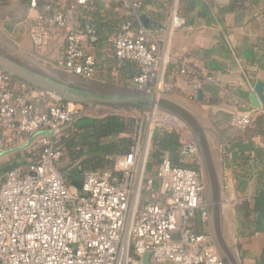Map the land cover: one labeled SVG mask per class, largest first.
<instances>
[{"label": "built area", "instance_id": "1", "mask_svg": "<svg viewBox=\"0 0 264 264\" xmlns=\"http://www.w3.org/2000/svg\"><path fill=\"white\" fill-rule=\"evenodd\" d=\"M31 8L38 0H29ZM93 0H75L70 14L64 6L44 5L50 22L66 32L65 70L91 80L97 60L85 42L99 41L97 30L77 19L80 6ZM125 12L113 46L120 61L138 64L132 79L141 93L165 96L171 88L159 74L161 49L158 34L141 20L148 2L116 0ZM178 1V0H177ZM230 1V0H208ZM170 30H181L186 20L178 2L171 9ZM40 45V34L33 35ZM190 100L205 86L217 83L215 73L190 74ZM264 114V108L259 110ZM79 110L71 103L43 91L13 88V77L0 69V153L10 135L29 138L39 160L28 168L8 171L0 187V264H226L207 231L210 222L203 175L194 169L174 166L163 158L156 176L147 171L157 128L185 131L184 124L158 109L138 113L129 152L114 159V170L87 176L80 190L67 185L59 165L63 152L57 147L61 131ZM252 116L235 115L231 123L247 128ZM184 156L199 155L195 141L184 145Z\"/></svg>", "mask_w": 264, "mask_h": 264}, {"label": "crops", "instance_id": "2", "mask_svg": "<svg viewBox=\"0 0 264 264\" xmlns=\"http://www.w3.org/2000/svg\"><path fill=\"white\" fill-rule=\"evenodd\" d=\"M67 2L38 0V7L31 8L29 0H0V58L21 70L76 89L83 90L72 82L84 80L111 83L112 94L139 93L132 83L135 75H131L126 64H121L114 55L115 32L118 22L125 17L121 4L116 0L96 1L97 17L104 20L107 28L100 30V40L95 45L85 42L86 51L98 61L95 78L86 80L65 70L66 32L50 22V14H45L43 6L50 4L57 10ZM177 2L183 17L181 9L184 4L181 0L149 2L142 10V16L149 21L147 28L159 37V74L163 76L164 84L171 88V92L165 96L187 108L205 130L223 186L222 227L225 242L234 251L240 264H256L264 250V233L252 230L240 219L237 206L255 196L260 183L256 173L258 170L264 171V137L255 136L248 141L261 153V158L249 161L246 165L231 159L224 160L223 147L230 140L245 139V129L232 125L233 116L250 114L253 119L255 113L264 108L263 105L261 109H256L251 102V94L258 82L264 84V0H244L235 11L226 14L215 8L210 20L195 10L187 15L186 24L181 30L171 31L169 14ZM228 2L216 1V4L227 5ZM66 13L70 14L69 11ZM34 34L41 35L40 45L33 43ZM182 69L188 70L190 74L213 71L217 83L202 89L201 100H190L189 81L181 74ZM12 77L13 88L17 92L22 91L24 86L40 91L21 77ZM211 99L217 103L210 105ZM126 110L139 113L134 108ZM28 141L24 137L10 135L8 146L11 148L0 153V163L17 161L18 149L26 147ZM182 156L186 160L187 156ZM243 170L253 172L254 176L247 190L239 192L236 178ZM5 176L6 173L0 174V187ZM208 228L209 224L198 230L208 231Z\"/></svg>", "mask_w": 264, "mask_h": 264}, {"label": "trees", "instance_id": "3", "mask_svg": "<svg viewBox=\"0 0 264 264\" xmlns=\"http://www.w3.org/2000/svg\"><path fill=\"white\" fill-rule=\"evenodd\" d=\"M96 1L97 0H93L80 6L77 19L82 25L85 23L91 24L97 30L100 40V30H103L104 27L107 28V26H105L106 23L102 18L98 19L97 17L98 9ZM74 2L75 0H68L67 3L62 4L60 7L64 6L65 12L69 11L70 6ZM181 2L184 4L181 10L185 19L190 12L199 10L200 13L210 20L212 19L213 10L215 8H217L220 13L226 14L235 11L234 9L242 4L244 0H230L227 5L216 4V1L208 0H181ZM142 13L143 11L141 15ZM45 14L48 15L49 13ZM125 20L126 17H124L121 22H118L115 38ZM120 63L123 65L126 64V69L131 70L129 72L131 75H135V77L141 72L138 64L134 62L122 61ZM108 84L112 85L111 83ZM196 100L197 98L193 99V101ZM64 103L67 104L68 102L64 101ZM215 103H217L215 99L209 101L210 105ZM81 106L88 109L91 105L83 104ZM114 112L115 111H109L101 115H94L79 110L73 122L68 124L61 131L57 141V147L63 152L59 169L67 185L80 190L88 175L101 174L108 170H114V159L119 156H124L129 152L133 144L132 134L138 113L135 115L130 111ZM255 114L256 116L252 119L251 124L245 128V139L244 137L236 138L230 140L227 145L224 144V160L230 161L231 159L238 164L240 162L246 165L249 161H256L261 158V153L255 149L253 143H248V141L255 136L264 137V114L261 112ZM183 135L184 133L182 130L176 128H157L155 130L152 140L153 150L149 163L147 164V171L151 175L156 176L158 167L165 157L168 158L174 166L200 171V165L198 163L188 164L185 163V159H183ZM26 139L28 141L29 138ZM29 141L26 147L18 149L16 155L18 158L17 161L10 160L6 164H2L0 168L1 175L15 167L28 168L39 160L40 151H29L33 143L31 140ZM10 148L11 146H7L4 153L9 151ZM253 176L254 173L248 170H243L237 174V190L239 192H245ZM256 176L257 181L260 183L256 187L255 196H253L251 200H245L237 206V215L240 219L245 221L252 230L264 233V171L258 170ZM256 264H264V250Z\"/></svg>", "mask_w": 264, "mask_h": 264}, {"label": "water", "instance_id": "4", "mask_svg": "<svg viewBox=\"0 0 264 264\" xmlns=\"http://www.w3.org/2000/svg\"><path fill=\"white\" fill-rule=\"evenodd\" d=\"M143 24L148 27L149 21L141 16ZM0 69L10 74L23 78L33 88L53 94L61 100L72 104H90L92 106H104L114 108L115 111L121 108H134L139 112L145 110L158 109L161 112L172 115L185 124L197 140L199 153L206 166L212 195V217L216 228V245L220 251L221 258L226 264H240L238 257L225 242V236L221 229L222 222V191L221 178L217 171L214 158L211 152L209 141L205 130L199 120L184 106L174 102L166 96H157L151 93H93L81 89H76L68 84H61L49 78L34 75L17 68L9 62L0 58ZM264 84L258 82L254 92L251 94V102L256 109H261L264 105ZM203 91L200 90L197 99L201 100ZM115 113V112H114ZM204 180V179H203ZM205 185V182H204ZM206 187V185H205ZM143 264H151L150 254L146 253L142 257Z\"/></svg>", "mask_w": 264, "mask_h": 264}, {"label": "rangeland", "instance_id": "5", "mask_svg": "<svg viewBox=\"0 0 264 264\" xmlns=\"http://www.w3.org/2000/svg\"><path fill=\"white\" fill-rule=\"evenodd\" d=\"M72 84L79 86L80 88H82L83 90L86 91H91L93 93H111V86L108 83H97L94 81H84V80H78V81H74L72 82ZM109 87V88H108ZM134 91V90H132ZM90 105V104H89ZM75 106V105H74ZM75 107L78 108V110H82L84 112H88L94 115H101L104 113H107L109 111H115L110 107H104V106H90L88 109L83 108L80 104L76 105ZM127 112L128 110H126V108H121L120 110H117V112ZM116 112V111H115ZM131 113H134L135 115H137L138 112L131 110ZM184 126L187 128L185 131H182L184 133V145L189 144L191 141H195L197 143L196 138L194 137V135L192 134V132L190 131V129L184 124ZM198 144V143H197ZM8 162V160L4 161V163H0V164H6ZM185 163L188 164H194V163H198L200 165V173L203 175V179L205 182V199L206 202L208 204L209 210H210V226L208 228V231L211 236L213 237L215 244H216V228H215V223L213 221V217H212V207H211V203H212V195H211V190H210V184H209V178H208V174H207V169L206 166L201 158V155L199 153V155L197 156H187ZM223 195L221 196V199L223 200ZM223 208V203L221 205V209ZM221 229L223 231V227H222V222H221ZM225 230V229H224ZM225 232V231H223ZM225 236V233H223ZM217 247V245H216ZM218 249V247H217ZM220 254V251H218ZM221 255V254H220Z\"/></svg>", "mask_w": 264, "mask_h": 264}, {"label": "flooded vegetation", "instance_id": "6", "mask_svg": "<svg viewBox=\"0 0 264 264\" xmlns=\"http://www.w3.org/2000/svg\"><path fill=\"white\" fill-rule=\"evenodd\" d=\"M209 226H210V222H209Z\"/></svg>", "mask_w": 264, "mask_h": 264}]
</instances>
